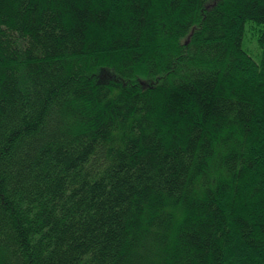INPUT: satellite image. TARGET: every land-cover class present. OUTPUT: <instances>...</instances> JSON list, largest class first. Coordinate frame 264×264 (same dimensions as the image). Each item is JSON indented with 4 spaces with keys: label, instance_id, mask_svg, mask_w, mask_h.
<instances>
[{
    "label": "trees",
    "instance_id": "1",
    "mask_svg": "<svg viewBox=\"0 0 264 264\" xmlns=\"http://www.w3.org/2000/svg\"><path fill=\"white\" fill-rule=\"evenodd\" d=\"M0 264H264V0H0Z\"/></svg>",
    "mask_w": 264,
    "mask_h": 264
},
{
    "label": "rangeland",
    "instance_id": "2",
    "mask_svg": "<svg viewBox=\"0 0 264 264\" xmlns=\"http://www.w3.org/2000/svg\"><path fill=\"white\" fill-rule=\"evenodd\" d=\"M243 47L252 55L255 60H259L260 51L257 45L256 38L249 33L244 37Z\"/></svg>",
    "mask_w": 264,
    "mask_h": 264
}]
</instances>
